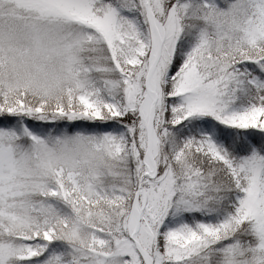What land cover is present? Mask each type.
<instances>
[{
  "label": "snow or ice",
  "instance_id": "snow-or-ice-1",
  "mask_svg": "<svg viewBox=\"0 0 264 264\" xmlns=\"http://www.w3.org/2000/svg\"><path fill=\"white\" fill-rule=\"evenodd\" d=\"M0 264H264V0H0Z\"/></svg>",
  "mask_w": 264,
  "mask_h": 264
}]
</instances>
